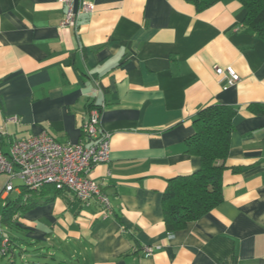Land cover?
Here are the masks:
<instances>
[{
  "label": "crops",
  "instance_id": "0c3cea01",
  "mask_svg": "<svg viewBox=\"0 0 264 264\" xmlns=\"http://www.w3.org/2000/svg\"><path fill=\"white\" fill-rule=\"evenodd\" d=\"M83 1L95 12L62 28L58 0H0V142L7 152L46 132L80 143L98 108L111 159L88 175L112 213L69 190L30 192L20 180L6 192L1 175L0 220L6 208L13 214L2 225L10 241L4 252L0 236V264H264V114L252 110H264V41L244 24V6L74 0L76 11ZM228 66L240 81L224 90L215 68ZM211 105L237 110L223 200L169 233L163 195L169 180L200 170L187 142Z\"/></svg>",
  "mask_w": 264,
  "mask_h": 264
},
{
  "label": "built area",
  "instance_id": "2783aa9c",
  "mask_svg": "<svg viewBox=\"0 0 264 264\" xmlns=\"http://www.w3.org/2000/svg\"><path fill=\"white\" fill-rule=\"evenodd\" d=\"M65 6L66 13L61 22L62 28H77L81 14H93L95 4L83 1L81 9L75 10L74 0H58ZM215 72L226 81L224 90L240 81V76L233 67H216ZM102 115L98 108H93L84 122L82 135L84 141L63 144L43 132L24 139L16 140L5 152L0 142V176L9 177L5 191L14 190L13 180H20L24 186L38 190L44 186H55L58 190H69L82 203L97 201L105 216L112 213L111 201L102 190V186L89 178L91 170L111 159V134L102 128ZM0 236L3 251L9 249V236L2 228ZM152 250H148V255Z\"/></svg>",
  "mask_w": 264,
  "mask_h": 264
},
{
  "label": "trees",
  "instance_id": "16d2710c",
  "mask_svg": "<svg viewBox=\"0 0 264 264\" xmlns=\"http://www.w3.org/2000/svg\"><path fill=\"white\" fill-rule=\"evenodd\" d=\"M198 12L228 0H186ZM246 11L244 24L264 41V0H237ZM252 110L264 114L259 106ZM235 108L211 105L202 109L194 120V134L187 142L186 152L201 159L200 170L168 181L163 195V213L166 230L169 233L182 230L190 222L199 220L223 200V173L227 169L226 160L230 153L231 136L234 132ZM30 192L50 189L58 194L55 186H44ZM49 192V193H51ZM12 209H5L2 225L9 224Z\"/></svg>",
  "mask_w": 264,
  "mask_h": 264
},
{
  "label": "rangeland",
  "instance_id": "374dc122",
  "mask_svg": "<svg viewBox=\"0 0 264 264\" xmlns=\"http://www.w3.org/2000/svg\"><path fill=\"white\" fill-rule=\"evenodd\" d=\"M29 252H30V253H33V251H32L31 249H29ZM16 263H17V264H20V261H18V262H16ZM16 263H15V264H16Z\"/></svg>",
  "mask_w": 264,
  "mask_h": 264
}]
</instances>
